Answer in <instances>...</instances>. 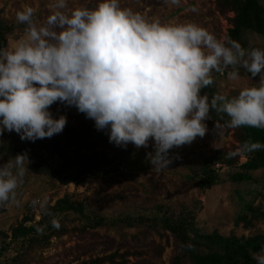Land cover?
Returning <instances> with one entry per match:
<instances>
[{
	"label": "rangeland",
	"instance_id": "rangeland-1",
	"mask_svg": "<svg viewBox=\"0 0 264 264\" xmlns=\"http://www.w3.org/2000/svg\"><path fill=\"white\" fill-rule=\"evenodd\" d=\"M255 1L264 7V0ZM51 3L0 0V47L13 46L24 34L18 11L33 7V19L42 23L51 13ZM97 3L69 0V7L94 8ZM120 4L162 23L197 24L249 50L264 48V35L256 30L242 26L240 36L234 35L236 14L221 12L217 0ZM239 71L237 81L229 80L227 71L214 73V83L202 94L231 97L260 80L243 68ZM50 111L55 118L67 117L64 130L51 138L21 140L7 130L0 135V165L21 154L28 159L15 199L0 204V264H91L97 259L101 264H172L182 245L174 231L187 222L186 233L200 242L197 250L205 254L225 253L223 237L245 242L263 237L264 150H242L251 137L244 135L241 142V127L216 130V121L223 124L227 116L213 111L205 136L171 149L172 162L157 170L147 159L154 153V141L147 148L131 143L118 147L75 106L57 102ZM260 243L254 247L264 248ZM111 255L114 262L105 260ZM186 259L180 264H188Z\"/></svg>",
	"mask_w": 264,
	"mask_h": 264
},
{
	"label": "clouds",
	"instance_id": "clouds-1",
	"mask_svg": "<svg viewBox=\"0 0 264 264\" xmlns=\"http://www.w3.org/2000/svg\"><path fill=\"white\" fill-rule=\"evenodd\" d=\"M50 8L42 23L33 19V7L18 11L24 34L0 47V135L15 131L35 142L61 133L67 117L50 111L59 102L94 120L118 147L154 141L147 159L162 170L172 162L171 149L205 136L213 111L228 117L216 121V130L264 129V48L246 49L194 23H162L120 0H98L94 8L52 0ZM240 68L259 82L231 97L202 94L214 73L227 71L237 81ZM261 149L264 143L249 142L242 150ZM25 160L21 154L0 165V204L15 199ZM253 259L264 264V248Z\"/></svg>",
	"mask_w": 264,
	"mask_h": 264
},
{
	"label": "trees",
	"instance_id": "trees-1",
	"mask_svg": "<svg viewBox=\"0 0 264 264\" xmlns=\"http://www.w3.org/2000/svg\"><path fill=\"white\" fill-rule=\"evenodd\" d=\"M217 3L221 12H225L227 10L235 12L236 19L233 21L235 30L233 33L236 37L240 36V34L238 36V32L241 31L240 28L242 26L256 30L258 33L264 35V7L261 4L257 3L255 0L254 3L253 1L243 3L236 0H217ZM241 130V142L244 139V135H246L247 137H251L250 142L264 143V139L260 138V135L264 138V133L261 132V129L243 126L241 127ZM227 160L232 162L231 159ZM65 206L66 208H70L71 204L68 205V203H66ZM1 213H3L2 208H0V214ZM189 226V222H187L183 227L182 225L176 226L177 230L174 232L179 238H181L182 245L180 257H177L176 260L172 262V264H180L181 258L184 257L187 258L186 261L188 264H256V261L253 259V254L259 252L261 247L255 248L254 246L259 241H261L260 244H264V235L263 237H260V235L258 237H253L247 242L237 239L236 237H231L228 239L227 237H223L224 241L221 244L223 247H225V253L222 254L214 250L206 254L200 253L201 251L199 249L197 250V247L200 246V242L193 241L189 234L186 233ZM181 228H184V231H182ZM114 256L115 255L108 256L105 260L114 262ZM239 260H241V262H238ZM90 263L101 264V261L97 259L92 260Z\"/></svg>",
	"mask_w": 264,
	"mask_h": 264
}]
</instances>
